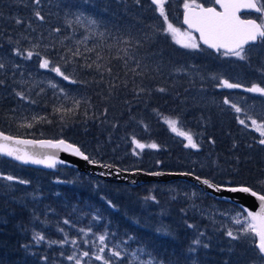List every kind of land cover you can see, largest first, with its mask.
<instances>
[{
  "label": "trees",
  "instance_id": "1",
  "mask_svg": "<svg viewBox=\"0 0 264 264\" xmlns=\"http://www.w3.org/2000/svg\"><path fill=\"white\" fill-rule=\"evenodd\" d=\"M179 2L166 4L169 20L177 13L182 19ZM154 9L150 0L140 5L135 0H42L41 22L35 18L33 0H0V62L5 64L0 69V130L15 137L66 139L95 163L128 171L188 172L221 186L245 184L260 190L261 137L250 122L247 128L240 125L237 116L244 114L223 101L227 97L264 122V97L243 88H221L218 81L264 87V49L256 48L247 62L218 59L207 50L205 54L213 56H196L159 31L164 25ZM89 18L97 25H89ZM146 33L151 39H145ZM15 48L40 56L25 60L14 54ZM77 51L80 54L73 55ZM43 58L70 79L40 68ZM18 92L28 99L21 100ZM164 117L178 118L179 127L191 132L199 148H186L184 138L170 130ZM29 123L31 128L22 126ZM133 139L159 148L140 151ZM195 155L208 156L211 163L200 167L192 161ZM0 159L9 165L6 175L30 182H14L11 190L0 183V264H74L67 259L73 250L86 246L92 252L85 240L102 234H107L109 249L116 246L122 254L140 250L144 261L190 264L186 258L200 233L209 245L199 250L206 264H248L254 258L253 248L246 250L226 238L220 241L224 229L191 210L182 192L198 187L185 180L130 185L66 165L49 172ZM218 165L229 173L215 175ZM204 194L208 202L230 204ZM66 219L70 224L63 223ZM80 229H91L89 239ZM34 233L45 240L37 243ZM65 239L69 242L62 246L50 245ZM105 253L109 255L108 249ZM121 261L130 264V257Z\"/></svg>",
  "mask_w": 264,
  "mask_h": 264
},
{
  "label": "snow or ice",
  "instance_id": "2",
  "mask_svg": "<svg viewBox=\"0 0 264 264\" xmlns=\"http://www.w3.org/2000/svg\"><path fill=\"white\" fill-rule=\"evenodd\" d=\"M169 0H150V4L155 6V11L158 12L159 16L162 18L164 27L159 31H162L164 35L170 36L171 39L180 47L190 50L192 52L203 51L201 44L207 46L209 49H213L216 53H219L224 57H234L240 61H249L251 53L256 49H264V0H212V4L219 6L220 10H217L215 6L205 7L203 3H198L197 0H182L183 4V23L187 25V30H181V28L176 27L170 20L166 11V4ZM33 3L37 6V10L34 12L35 18L43 22L45 16L41 14L38 10L42 3V0H33ZM137 5L141 4V0H135ZM242 10L250 11L256 13L255 18H242L240 13ZM83 14H81L82 16ZM80 16L76 17L77 22L80 21ZM16 23H22L21 20H17ZM88 23L91 26H96L97 21L94 18H89ZM55 32H60V28H55ZM198 33L199 38L193 33ZM102 35V34H101ZM145 39H151L148 34H145ZM125 44L128 41H123ZM139 43V41L137 42ZM38 45H34L37 47ZM16 56H21L25 60H31L33 56H40V53L34 52L32 50H21L20 48H15L13 50ZM79 51L73 53V55H79ZM39 67L44 69H50V71L56 73L57 75L63 77L64 80H69L70 77L66 75L61 67L54 65L49 59L43 58L39 62ZM91 67V65H89ZM100 67L99 65L97 66ZM139 67V64H137ZM5 64L0 62V69H4ZM111 72V69H107ZM264 72V68L260 70ZM213 79L217 77L213 76ZM76 83L75 80L71 81ZM0 84L3 81L0 80ZM53 88H57L58 85L52 84ZM218 86L227 89H240L243 88L244 91L248 93L257 94L264 97V87L260 84H253L250 87L244 88L240 83H233L228 79L220 78L218 81ZM63 91V89H60ZM143 91V89H140ZM160 92H164V88L159 89ZM17 96L21 100H27L23 92H18ZM35 103V101H32ZM79 105V101L75 102ZM223 103L229 105L236 113H243L244 118L237 116V120L240 125L247 128L250 122L254 130L259 133L261 139H259V144L264 146V122H258L251 115H248L245 109H242L235 103H232L227 97L224 99ZM67 111V110H64ZM107 110H105L106 112ZM35 120L36 118L33 117ZM43 119V118H41ZM164 123L168 125L170 130L177 136L183 137L187 143L184 145L186 148L198 149L199 144L194 139L190 131L183 130L179 127L180 121L178 118L164 117ZM31 128L33 125L31 123L27 125H22ZM136 149L143 151L145 148L158 149L159 145L156 143L144 144L139 140L133 139ZM37 149H49L52 151L39 152ZM64 152L69 153L73 156L82 158L89 163H95L91 160L88 155H86L79 146L74 143H70L64 139L56 140H28L21 139L19 137L6 135L4 132H0V155L12 157L13 159L20 161L24 164H35L44 165L48 168H56L58 164H64L65 161L61 160L58 153ZM135 152V149H134ZM139 154V153H136ZM108 167H111L110 165ZM162 173H153V175H161ZM184 175H189V173H184ZM0 178L9 182H18L20 184H28L29 181L18 180L13 176H4L0 173ZM201 183L207 185L209 188H215L217 191L221 190V185L213 184L209 179H203L199 176L196 177ZM260 185V190L254 189V187L241 184L238 186L229 187L226 190L233 193H243L248 196L255 198L258 202V210L252 211L249 208H242V211L233 218L234 225L239 227L236 228H226L224 229L225 234L231 241L240 242L244 239L250 241L251 247L254 249V258L248 261V264H264V179L258 181ZM148 199V198H146ZM150 199L155 200V197H150ZM111 203V202H109ZM115 207V205H113ZM64 224H70L69 220H64ZM189 227H194L189 225ZM63 232V229H60ZM91 229L88 230L90 232ZM81 233L87 236L88 232L84 229H80ZM200 236L203 233L199 234ZM37 243L44 241L45 237L37 233L34 237ZM107 239V234L99 235L96 240L87 241L85 243H91L96 246L97 251L95 253H90L89 251H83V257L94 258L97 261H101L102 264H116L117 261L124 260L125 256L130 257V264H163L162 261L156 262L152 259L144 261L140 258L139 251L132 252L130 254L123 253L122 250L116 246L108 248V244L105 243ZM98 240V244H97ZM67 239L63 241H50L51 244H63L68 243ZM73 245L77 241H71ZM194 246H202L208 248L209 245L202 243V241L197 238L193 241ZM105 249H108L109 256L103 255ZM196 248H190V251H195ZM81 255L73 254L67 257L68 260L73 261L74 264H85L81 259ZM110 257L116 258L115 260ZM44 259H47L45 257Z\"/></svg>",
  "mask_w": 264,
  "mask_h": 264
},
{
  "label": "water",
  "instance_id": "3",
  "mask_svg": "<svg viewBox=\"0 0 264 264\" xmlns=\"http://www.w3.org/2000/svg\"><path fill=\"white\" fill-rule=\"evenodd\" d=\"M205 6V5H204ZM208 6H215L217 7V10L219 9V6L216 5H208ZM205 6V7H208ZM244 13H253L254 12H250V11H246V10H242L240 15L242 17V15ZM245 18V17H242ZM182 24L183 26L187 27V25H185L183 23V19H182ZM194 34L199 37L198 33ZM203 45V44H202ZM205 48H207V46L203 45ZM208 50L213 51L216 55H218L219 53H216L213 49H209ZM0 132H2L0 130ZM6 135H10L8 133H5ZM12 136V135H11ZM21 139H28V140H55V139H47V138H41V139H35V138H25V137H20ZM66 140V139H64ZM68 141V140H66ZM69 142V141H68ZM71 143V142H70ZM80 147V146H79ZM82 150V149H81ZM37 151L39 152H48V151H52L49 149H37ZM4 158H8L18 164H21L23 166H26L28 168H35L38 170H46L49 172H54L57 171V167L58 166H69L72 167L74 169H78L79 171L83 172V173H90L93 174L97 177H101L104 180L107 181H115L118 183H126V184H130V185H135V184H139V183H147V181H154V182H170L172 180H185L187 182H189L190 184L200 188L202 191H206L210 194H212L213 196H215L216 198H220L226 202H231L236 204L237 206L241 207V208H249L252 211H256L258 210V202L255 200V198L248 196L246 194L243 193H233L230 191H227L226 189L229 187H233V186H221V190L217 191L215 188H209L207 185L201 183L200 180L196 179V175L193 173H189V175H184V173H188V172H163V171H158V172H154V173H162L161 175H153L152 172H144L141 170H135V171H128L125 169H121L118 168L116 166L110 165L111 167H108L109 165H104L103 163H89L88 161L83 160L80 157L77 156H73L69 153H64V152H60L58 153V156L61 160H64L65 163L64 164H58L56 166V168H48L45 167L44 165H35V164H24L20 161H17L15 159H13L12 157H7V156H3ZM201 178V177H200ZM206 179V178H201V180ZM214 184V183H213Z\"/></svg>",
  "mask_w": 264,
  "mask_h": 264
},
{
  "label": "rangeland",
  "instance_id": "4",
  "mask_svg": "<svg viewBox=\"0 0 264 264\" xmlns=\"http://www.w3.org/2000/svg\"><path fill=\"white\" fill-rule=\"evenodd\" d=\"M205 0H197L198 3H205L203 2ZM180 6L183 7V4H182V0H180ZM206 5L208 4H212V0H208L207 3H205ZM177 8V5L174 4L172 5V8L171 10L174 11L176 10ZM184 9H182V13H183ZM183 17V15H182ZM179 15L178 13L174 16V19H170V21L176 26V27H179L181 28V30H187V28H185L183 25H182V19L179 21ZM194 34V33H193ZM195 35V34H194ZM199 37H197L198 39ZM201 48L203 49V51H199V52H195L196 56H199L201 54L203 55H206L208 57L210 56H213V55H207L205 54V50L211 52L212 54H214L211 50H208L207 48H204L202 45H201ZM201 53V54H200ZM256 53L253 52L251 54V57L253 55H255ZM215 55V54H214ZM217 56V57H216ZM219 55H215L216 58L218 59H222L224 56H220L218 57ZM63 93L65 95L68 94L67 91H63ZM183 141L185 142L184 144L187 143L186 140L183 139ZM207 158L208 156H203V157H197V155H195L193 158H192V161L194 163H197L199 164L200 167H203L204 166V162L206 163H211L210 161H207ZM5 162H3L1 159H0V173H2L4 176H9V175H6V173H4V170L7 169V167H9L8 164H4ZM216 166H214L215 168ZM216 173L215 175H218V176H221L223 175V173H229L228 171L225 172V171H222L221 167L218 165V168L216 167ZM0 183L4 184L5 187L8 189H12L13 187H15V184L14 182H9V181H6V180H3L2 178H0ZM184 194V196L186 197V199L190 202L189 204V207L191 208L192 211H195L197 214H199L201 217H204L205 219L207 218V220H209L210 222L216 224L217 226L219 225L221 228L223 229H226V228H236V227H239L237 225H234L233 223V218L237 216L238 213H240L242 211V208L238 207L236 204L234 203H230L228 205V207H225V206H221L219 204H216V203H212V202H208L206 201L205 197L206 195L204 194V192L200 189H195L193 188V190H189V191H185V192H182ZM222 233H224L225 236H221L220 238V241H223L226 239L230 240V238H228L225 234V231L222 230L221 231ZM34 237L36 235V233L33 234ZM87 239H89V235L87 234V236H85ZM199 239L202 241V243H204L206 241V238H204V236H201L199 237ZM76 241V240H75ZM236 243H241L244 245L245 249L246 250H249L251 247V244H250V241H248L247 239H244L240 242H236ZM72 246L76 247L75 245L72 244ZM85 247L86 246H80V247H76L74 250H73V254H77V255H81L83 251H89L90 253H95L97 251V249H95L96 246H94L93 244H91V249L93 250L92 252L90 250H85ZM196 248V250L193 252V251H189V254H188V258H186V260H189V263L190 264H206L207 263V260L206 258H201L200 257V254H199V250L201 248H203L202 246H194ZM205 252L206 250L203 249V254L205 255ZM72 254V255H73ZM103 255L105 256H109L108 254H106L105 252L103 253ZM243 255V254H242ZM240 254V256H242ZM111 259L115 260L116 258L114 257H110ZM81 259L85 262V264H102L101 261H97L95 260L94 258H89V257H83L81 255ZM237 260V259H236ZM128 264L126 262H123V261H117L116 264Z\"/></svg>",
  "mask_w": 264,
  "mask_h": 264
},
{
  "label": "bare ground",
  "instance_id": "5",
  "mask_svg": "<svg viewBox=\"0 0 264 264\" xmlns=\"http://www.w3.org/2000/svg\"><path fill=\"white\" fill-rule=\"evenodd\" d=\"M72 93V92H71ZM75 93V92H74ZM67 96V95H66ZM80 96V95H79ZM69 97V96H68ZM134 130V129H133ZM112 165V164H111ZM199 189V188H198Z\"/></svg>",
  "mask_w": 264,
  "mask_h": 264
}]
</instances>
